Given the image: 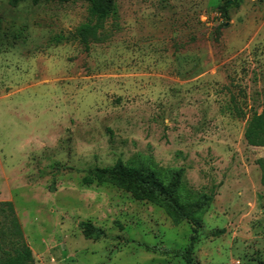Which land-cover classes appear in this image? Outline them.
<instances>
[{"label": "rangeland", "instance_id": "374dc122", "mask_svg": "<svg viewBox=\"0 0 264 264\" xmlns=\"http://www.w3.org/2000/svg\"><path fill=\"white\" fill-rule=\"evenodd\" d=\"M116 4L115 31L85 46L87 2L0 0V202L35 264H186L167 250L192 223L83 182L119 160L164 182L181 171L185 203L213 196L194 264H264V147L245 139L264 111V0ZM82 221L106 236L86 239Z\"/></svg>", "mask_w": 264, "mask_h": 264}, {"label": "trees", "instance_id": "16d2710c", "mask_svg": "<svg viewBox=\"0 0 264 264\" xmlns=\"http://www.w3.org/2000/svg\"><path fill=\"white\" fill-rule=\"evenodd\" d=\"M22 0H9L11 6L18 5ZM39 4L42 0H31ZM66 3L71 1H85L88 3V19L78 30L76 37L79 42L88 46L89 43L106 41L111 32L115 31L118 8L116 0H46ZM239 1V0H237ZM227 2L222 7L224 17L228 18ZM111 20V22H110ZM110 23V25H109ZM247 143L254 147H264V111L254 112L248 119L245 129ZM256 163L261 170V183L264 187V157ZM91 175L83 178L85 184L111 183L130 192L137 200H148L166 210L175 223L188 221L193 224V233L184 249H169L170 253L181 256L186 264H194L193 253L199 239L198 228L204 214L209 208L213 196L202 195L192 202H183L179 196L181 171L172 175L171 180L164 182L157 173L150 169L135 168L119 160L113 167H96ZM0 264H35L32 248L25 240L23 230L16 215L13 204L9 201L0 202ZM82 233L86 239L98 241L106 236L105 231L89 221L80 222ZM8 236L9 242L4 241ZM15 238V239H14ZM16 245L13 253L4 249L5 244Z\"/></svg>", "mask_w": 264, "mask_h": 264}]
</instances>
